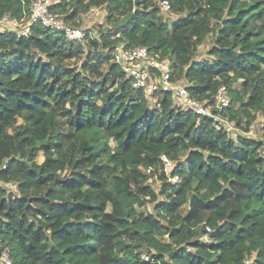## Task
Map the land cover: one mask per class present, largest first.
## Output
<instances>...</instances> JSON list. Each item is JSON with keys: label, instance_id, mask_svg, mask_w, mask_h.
I'll return each instance as SVG.
<instances>
[{"label": "trees", "instance_id": "obj_1", "mask_svg": "<svg viewBox=\"0 0 264 264\" xmlns=\"http://www.w3.org/2000/svg\"><path fill=\"white\" fill-rule=\"evenodd\" d=\"M34 1L0 0V19L28 20ZM93 8L106 23L84 27ZM50 10L85 36L0 32V264H264V139L248 137L261 118L264 131V0ZM121 45L174 61L172 82L214 115L224 88L225 121L134 88Z\"/></svg>", "mask_w": 264, "mask_h": 264}, {"label": "built area", "instance_id": "obj_2", "mask_svg": "<svg viewBox=\"0 0 264 264\" xmlns=\"http://www.w3.org/2000/svg\"><path fill=\"white\" fill-rule=\"evenodd\" d=\"M96 9L93 8L91 12H97ZM161 9L162 11H168L170 9L169 3L162 1ZM35 23H41L51 29L62 31L68 40H78L85 36L83 27L65 23L58 15L54 14L50 10V2L48 0L34 1L31 5V16L28 20L22 19L19 21L12 19L9 15H5L0 19V32L5 30H20L19 33L22 36H27L31 26ZM115 63L132 80L134 88L147 90L151 96H154L161 90L172 91L183 106L193 109L200 115L213 116L216 121L223 123L221 114L231 102L224 88L220 89L216 96V107L219 113L214 115L210 112L211 106L205 107L203 103L189 96L185 86L181 84L176 85L172 82L173 63L169 60H160L158 56L152 55L147 48L118 46L115 54ZM152 69L159 70L161 75L158 76L152 72ZM163 160L165 161V172H168V168L171 169V163L165 158ZM172 180H176V178ZM250 262V260H247L246 264H250ZM2 263L12 264L6 252L3 253Z\"/></svg>", "mask_w": 264, "mask_h": 264}, {"label": "rangeland", "instance_id": "obj_3", "mask_svg": "<svg viewBox=\"0 0 264 264\" xmlns=\"http://www.w3.org/2000/svg\"><path fill=\"white\" fill-rule=\"evenodd\" d=\"M48 1L51 4L54 0H48ZM96 11L97 12H89L86 15H81L77 19V21L79 22V20H82L84 27H92L93 25H96V26L105 25V23H106V12H105V10L103 8H97ZM68 24L72 25L71 23H68ZM73 26H75V25H73ZM8 27H10V26H8ZM208 49H209V43L207 42L203 46L199 47V49L197 50V57L200 58L201 56H204ZM79 62H80V60L78 58H74L70 61L72 66L77 65ZM170 62H172L173 65L175 63L174 61H170ZM262 123H263V119L261 118L252 127V130L248 134V137H251V138L256 139V140L264 139V131L262 130ZM225 125H227L226 127H228L229 130L230 129L232 130L233 123L226 122ZM87 136H91V134L87 133ZM186 154H187V151H182V152H180V157L184 158L186 156ZM173 167H174V165L171 163V169L168 168V172H166L168 175L171 174ZM151 182L153 183V186L156 188V190L160 189L159 181H157L156 179H152Z\"/></svg>", "mask_w": 264, "mask_h": 264}]
</instances>
